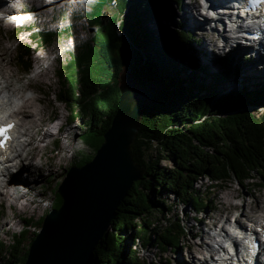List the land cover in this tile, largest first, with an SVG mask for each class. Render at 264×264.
Returning <instances> with one entry per match:
<instances>
[{"label":"trees","instance_id":"16d2710c","mask_svg":"<svg viewBox=\"0 0 264 264\" xmlns=\"http://www.w3.org/2000/svg\"><path fill=\"white\" fill-rule=\"evenodd\" d=\"M104 1L117 7L118 16L108 30L102 14L96 20L79 15L95 32L69 44L64 53L69 56L56 71L58 99L68 106L72 122L81 121L85 133L101 138L100 148L117 113L120 75L126 73L141 86L154 80L161 83L144 105L141 128L132 147L134 162L145 170L143 179L122 201L108 236L99 242L90 263L152 264L140 261L130 248L129 233H135L132 240L143 248L154 243L162 251L170 247L180 251L186 233L182 220L168 219L170 223L153 240L150 217L155 211L163 216L166 208L148 194L156 190L152 183L181 202L194 204L201 214L216 201H206L211 191L202 195L195 189L200 178L210 180L216 190L229 180L245 188L254 174L264 183V112L255 113L264 109V87L250 91L244 86L233 95L213 89L220 81L217 74L205 81L186 73V67L160 50L155 35L147 31L145 21L156 13L157 19L167 14L163 0ZM21 31L28 34L30 42L19 45L16 64L27 72L35 50L60 33L27 25L16 28L11 36L17 38ZM176 37L181 43H195L186 33L177 31ZM220 64L223 70L228 66L226 61ZM153 149H157L158 158L151 155ZM162 158H171L174 167L162 169ZM87 162L91 159L80 165ZM23 233L14 235L8 248L0 243V264H25L23 243L29 237Z\"/></svg>","mask_w":264,"mask_h":264},{"label":"rangeland","instance_id":"374dc122","mask_svg":"<svg viewBox=\"0 0 264 264\" xmlns=\"http://www.w3.org/2000/svg\"><path fill=\"white\" fill-rule=\"evenodd\" d=\"M168 1L169 6L165 0L161 3L162 8L167 11V16L165 15L164 20H158L157 17L159 15L156 13L145 21L148 27L147 31H151L155 35V43H160V50L166 51L168 56H173L172 60L178 61V63L183 65L184 69L186 67L185 72L194 77L207 81L209 76L217 74L220 81L213 85V89L219 92H233L234 95L242 90L244 86L250 91H254L259 86L264 87L262 71H259L262 76H256L253 74L248 75L243 70L242 66L244 65H247L248 68L251 66L250 68L252 69L253 63L248 64L245 62L240 64V69L237 70L238 64L232 62L231 58L227 68L223 70L220 64L223 60L213 57L212 63L204 62V64H199V60H202L203 56H211L210 52L207 55L206 50L203 49L206 41L203 39L202 34H198L200 37L190 36L195 39V43L186 44L178 41L175 30L182 28L186 34V30H189L185 26L179 27L180 23H182L178 20L179 17H182L181 12L177 9L175 0ZM9 4L15 5L12 9H15L22 16L20 26L23 24L35 27L38 30L49 29L53 32H59L60 36L50 38L42 47L35 50L32 54L33 69L23 75L21 67L16 64V57L20 50L17 45L18 43L22 46L27 45L30 42L28 34H24L21 31L17 38L13 39L11 37L9 40L8 37L15 33H12L15 30L12 27L14 25L6 22H4L6 24L0 23V55L3 60L0 63L4 65V71L7 72L6 75L8 77L11 73L12 78L10 81L13 80L14 88L15 85L27 86L29 91L32 90V92L35 91L38 94L43 103H36L34 108L45 110L43 115L46 118V125L43 126L42 134L37 137V140H34V149L38 150V152L35 156L30 157L25 166L22 167V170L20 169V171H17L18 173L16 172L17 174H13L14 177H10L8 183L11 184L13 181L23 179L24 182L20 183V186H24L30 185L28 183L29 179L33 180L31 183L32 188H27L34 195H31V199L35 201L32 210L31 208L25 212L17 210L3 196L0 197V202H2V204L0 203V243L6 248L13 244L14 235L18 236L21 230H24V233L26 232L25 237H29L27 240L31 239L33 233L37 230V221L40 220L41 216L50 209H57L61 205L58 187L65 179L68 170L73 166L82 167L80 164L87 158L92 160L99 149L101 138L85 133L86 130L83 128L81 121L72 122L68 106L58 99L60 81L56 71L69 56L64 54L67 48L69 49V44L74 41L81 42V37H90L95 32L94 27L90 28L84 19H80L79 15H88L90 19L96 20L102 14L105 26L108 25L107 29L109 30L119 13L113 3H106L104 0H47L45 6H40V8H36V6L26 0H12ZM77 6H80L79 12H77ZM162 24H164L166 30L163 29L164 26ZM119 33L123 34L120 30ZM186 54L191 55V57H186ZM49 55H53V57L50 58L48 64L45 63L44 69H40L42 59ZM45 71H47L48 76L42 79L38 77L40 73ZM32 77L35 78L32 80ZM158 84L161 85L155 80L144 82L143 88L148 87L149 90H152L155 86L158 87ZM260 112H264V109L259 108L255 111V113ZM39 117L41 116H38L37 120H39ZM59 126H63L61 135L58 133ZM49 131L55 133V135L49 138L48 136L46 137L45 133ZM151 155L154 158H158L157 149H153ZM34 164L39 167H34ZM160 166L162 169H170L174 167V162L171 158H162ZM253 177L254 180L252 179L245 183V188L238 182L229 180L224 187L217 188V190L212 189L213 184L210 180L200 178L195 189L201 192L202 195L211 191V194L205 199L206 201L211 199L216 201L214 207L209 208L202 214L195 212L194 204L190 203L187 205V203L175 198L170 192L160 190L159 187L154 185L155 183H152V187H155L156 190H149L148 194L153 201L166 208L163 216L158 211H155L150 217V230L153 232L152 238L155 240L156 233H160L162 229L166 228L170 223L168 219L172 221L174 219L182 220L181 223L185 227L186 233L181 243V250L178 252L170 247L166 251H162L154 243L145 249L137 240L134 242V232L129 233L130 239L134 237V240L128 241V245L133 251L137 252V257L143 262L152 264H189L186 260L185 246H193L196 250H202L203 248L200 246L203 242L195 238L196 233H199L197 232L198 227L200 234L204 235L206 233L205 225L211 223L213 216L218 217L224 212L236 213L237 206L245 214L252 215L257 211V205L259 206L264 202V183L258 178L259 174H254ZM227 196L228 199H222ZM257 197L263 202L258 203ZM263 210L262 208L258 210L260 216L264 214ZM200 219L203 224L198 222ZM27 240L23 243L25 249H27Z\"/></svg>","mask_w":264,"mask_h":264},{"label":"water","instance_id":"95a60500","mask_svg":"<svg viewBox=\"0 0 264 264\" xmlns=\"http://www.w3.org/2000/svg\"><path fill=\"white\" fill-rule=\"evenodd\" d=\"M117 113L91 162L73 166L58 187L61 205L43 214L27 240L25 264H90L116 213L144 168L133 160L144 105L156 91L119 79Z\"/></svg>","mask_w":264,"mask_h":264},{"label":"bare ground","instance_id":"6f19581e","mask_svg":"<svg viewBox=\"0 0 264 264\" xmlns=\"http://www.w3.org/2000/svg\"><path fill=\"white\" fill-rule=\"evenodd\" d=\"M26 1H28L29 3H32L34 6H36V8H40V6H45V2L47 0H26ZM165 1H167L166 4L169 6V1L168 0H165ZM10 2H12V0H0V19H2V20L6 19L7 21H10V22L20 20L19 18H21V20H22V17H18V15H17L18 18L16 17L15 12H13V11H15V9H12L15 7V5H13V4L10 5L9 4ZM192 6H193V8H191V10H193V11L196 10L195 6L194 5H192ZM208 11H209V9L207 7L206 8L207 15L212 14V11H209V12ZM8 16H9V18H7ZM181 16H182L181 18L188 19L189 24L191 22H194V24L197 23L196 17H194L193 14L191 16V14H188V13H184V14L181 13ZM181 18L179 17V20H181ZM164 19H165V16L158 19V20H164ZM154 25L156 27L155 22H154ZM162 26H164V24H162ZM162 26H161V28H162ZM155 27H154V29H155ZM179 27H181V25ZM163 29L166 30V27L164 26ZM199 30H203V29L202 28L198 29V27L195 26L193 28V33L197 34V31H199ZM205 31H206V28H205L204 32ZM155 32H156V29H155ZM210 33L215 34L216 30L212 29ZM205 48L206 47H204L203 49L206 50V54L209 55L208 53L210 52L211 56H208V57L203 56L202 60H199V62H200L199 64H204V62H207L208 64H210L214 60L213 57L214 58L217 57L214 52L212 53L211 51H208V49H205ZM240 50H242V49L240 48ZM243 54H251V52L249 50H243ZM188 56L191 57V55L186 54V57H188ZM0 61H3L1 55H0ZM0 66H1L0 67V88L4 87L6 85L7 87H9V89H10L9 91H18L19 93H26L29 91L28 90L29 88L27 86L21 87V86L15 85V88H14L13 80L10 81V79L12 78L11 73L9 74V77H8L6 75L7 72L4 71V67H3L4 65L2 63H0ZM260 66H262V65H260ZM260 66H253L252 69L250 68L251 66H249V68H248L247 65L246 66L244 65L242 67H243L244 72L247 73L248 75L253 74V75L259 76V75H261L259 71H262L263 76H264V66H262V67H260ZM46 76H48L47 71L42 72L38 75V77H40L41 79L43 77H46ZM30 91H32V90H30ZM36 103H43V100H41V98H39L38 96L37 97L32 96V97H29L25 101L24 106H23V111H22L23 117L18 118L20 125H19V129L17 132V139L12 144L10 150L7 153H4L0 156V197L3 196V198L5 200H7L15 209L20 210V211H24V212L26 210H29L30 208L32 210L34 202H35L34 200L31 199L32 193H30V191L27 190V188L28 189L32 188L31 183L33 182V180L29 179L28 183L30 185H24L25 187L20 186V183L24 182L23 179L13 181L11 184H8L9 182L6 183L5 181L7 178L10 177V175L16 169L21 168V170H22V167L25 166V164L30 159V157L35 156V154L38 152V150L34 149V140H37V137L42 134L41 132L43 131V126L46 125V118H44L45 116L43 115L45 110L40 109V108L39 109L34 108V105ZM14 105H15V101L12 99V97H9V95L3 94L0 91V113L12 110ZM38 116H41V117H39V120H37ZM2 119H3V116L0 114V120H2ZM53 135H55V133H53L51 131L45 133V136L46 137L48 136V138L51 136L53 137ZM76 146H77V144H76ZM19 163H23L22 167H19ZM34 167L37 168L39 166H37V165L35 166V164H34ZM12 177H14V176H12ZM20 187H22L23 189L22 188L20 189ZM32 196H34V195H32ZM35 196H38V195H35ZM222 199H228V196L226 198L223 197ZM258 199L259 198L257 197L258 203L263 202L260 199L259 200ZM262 204H260L262 206L257 205V211L254 212V214H252V215L245 214L241 210L243 213V216L245 218L251 219L252 221H257V223H259L261 225V227L264 226V214H263L264 210L262 213L263 215H261V216H260V213L258 212V210L261 208L264 209V202ZM238 208H239V206H237L236 210H239ZM204 245H206V244H204ZM202 247H203V245H202ZM202 250H203V248H202Z\"/></svg>","mask_w":264,"mask_h":264},{"label":"snow or ice","instance_id":"6c2138e0","mask_svg":"<svg viewBox=\"0 0 264 264\" xmlns=\"http://www.w3.org/2000/svg\"><path fill=\"white\" fill-rule=\"evenodd\" d=\"M10 127V126H9ZM7 129H0V134H3L4 132H6Z\"/></svg>","mask_w":264,"mask_h":264}]
</instances>
